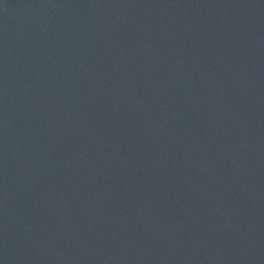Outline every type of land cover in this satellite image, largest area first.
Instances as JSON below:
<instances>
[{"label": "water", "instance_id": "obj_1", "mask_svg": "<svg viewBox=\"0 0 264 264\" xmlns=\"http://www.w3.org/2000/svg\"><path fill=\"white\" fill-rule=\"evenodd\" d=\"M0 264H264V0H0Z\"/></svg>", "mask_w": 264, "mask_h": 264}]
</instances>
